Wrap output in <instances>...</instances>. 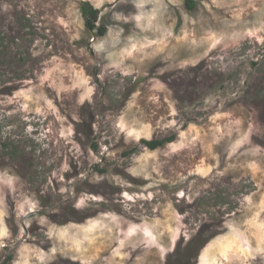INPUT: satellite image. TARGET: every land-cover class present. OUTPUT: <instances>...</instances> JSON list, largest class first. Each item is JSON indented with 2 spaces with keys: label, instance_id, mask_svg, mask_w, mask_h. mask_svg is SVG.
Returning a JSON list of instances; mask_svg holds the SVG:
<instances>
[{
  "label": "rangeland",
  "instance_id": "obj_1",
  "mask_svg": "<svg viewBox=\"0 0 264 264\" xmlns=\"http://www.w3.org/2000/svg\"><path fill=\"white\" fill-rule=\"evenodd\" d=\"M195 1L0 0V264H264V0Z\"/></svg>",
  "mask_w": 264,
  "mask_h": 264
},
{
  "label": "trees",
  "instance_id": "obj_2",
  "mask_svg": "<svg viewBox=\"0 0 264 264\" xmlns=\"http://www.w3.org/2000/svg\"><path fill=\"white\" fill-rule=\"evenodd\" d=\"M185 5L188 10H193L196 7L195 0H185ZM100 10L92 6L89 2H84L82 7V15L86 18V23L88 28L91 31H96L98 37H103L106 34L107 27L106 26H97V21L99 19ZM176 139V135H172L168 138L160 139V140H143V144L149 150H156L159 147L164 146L167 143H171ZM136 150H133V152ZM132 152H129L130 154Z\"/></svg>",
  "mask_w": 264,
  "mask_h": 264
}]
</instances>
